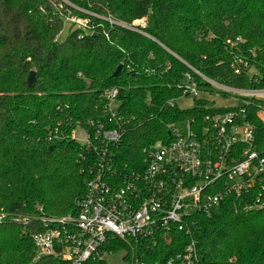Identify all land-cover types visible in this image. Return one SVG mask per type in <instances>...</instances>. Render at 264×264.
<instances>
[{"label": "trees", "instance_id": "trees-1", "mask_svg": "<svg viewBox=\"0 0 264 264\" xmlns=\"http://www.w3.org/2000/svg\"><path fill=\"white\" fill-rule=\"evenodd\" d=\"M72 14L90 20L88 28L74 23L59 41ZM108 18L147 24L141 33ZM237 38L236 53L255 54L250 74L231 67L227 41ZM182 61L222 84L263 87L264 0H0V264H63L37 256L34 236L47 228L45 219L75 215L86 193L98 157L72 138L78 126L121 123L115 165L134 168L144 148L173 139V127L233 109L198 97L181 109L178 85L193 74ZM30 71L37 74L31 87ZM249 111L263 144L264 125ZM236 203H222L210 217L196 214L202 264H264V207ZM188 242L175 230L152 247L114 238L104 249H124L126 264H179Z\"/></svg>", "mask_w": 264, "mask_h": 264}, {"label": "built area", "instance_id": "built-area-1", "mask_svg": "<svg viewBox=\"0 0 264 264\" xmlns=\"http://www.w3.org/2000/svg\"><path fill=\"white\" fill-rule=\"evenodd\" d=\"M70 21L88 28L85 19ZM108 21L141 33L147 24L145 18L131 24ZM240 43L241 38L227 41L234 54L231 67L236 74H250L255 54L236 53ZM182 62L193 73H187L178 85L182 97L197 98L218 89L217 94H233L240 104L206 115L203 123H186L182 130L173 127V139L144 148V160L134 168L115 165L112 149L123 136L121 123L111 127L90 123V131L75 128L72 138L92 149L98 160L77 213L44 220L47 228L34 236L37 256L54 257L63 264H86L105 259L104 246L110 239L130 238L152 247L176 230L189 238L177 258L179 264H202L194 232L196 214L210 217L231 199L248 210L264 207V143L249 111L254 109L264 125V86L232 87ZM194 74L206 83L205 90L194 82ZM117 93L113 88L108 94L110 109L115 107ZM135 264L141 263L136 260Z\"/></svg>", "mask_w": 264, "mask_h": 264}, {"label": "rangeland", "instance_id": "rangeland-1", "mask_svg": "<svg viewBox=\"0 0 264 264\" xmlns=\"http://www.w3.org/2000/svg\"><path fill=\"white\" fill-rule=\"evenodd\" d=\"M70 18H78L77 15H70ZM70 18L67 19V21L64 24L62 32L58 35V40L59 41H64L71 30L72 25L74 24L73 22L70 21ZM79 19H85L88 21L86 18H79ZM218 89H216L214 92L206 94V93H201L198 98L200 99H206L210 101L213 106L215 107H232L235 105L240 104L238 100H236L233 96V94H230L229 96H221L220 94H217ZM196 103V99L191 96H184L180 97L176 100V104L181 108V109H190L194 107ZM126 255V251L124 249L113 251V252H107L104 256L105 258V263L106 264H126V261L124 260V257Z\"/></svg>", "mask_w": 264, "mask_h": 264}, {"label": "water", "instance_id": "water-1", "mask_svg": "<svg viewBox=\"0 0 264 264\" xmlns=\"http://www.w3.org/2000/svg\"><path fill=\"white\" fill-rule=\"evenodd\" d=\"M121 65L117 67L116 71L114 72V76H118L121 72ZM37 80V74L36 71H30L28 78H27V82H28V86L31 87Z\"/></svg>", "mask_w": 264, "mask_h": 264}]
</instances>
